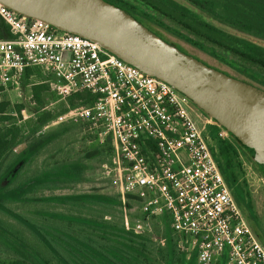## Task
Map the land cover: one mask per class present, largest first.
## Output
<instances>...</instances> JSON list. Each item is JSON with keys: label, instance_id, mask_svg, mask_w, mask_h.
I'll list each match as a JSON object with an SVG mask.
<instances>
[{"label": "built area", "instance_id": "1", "mask_svg": "<svg viewBox=\"0 0 264 264\" xmlns=\"http://www.w3.org/2000/svg\"><path fill=\"white\" fill-rule=\"evenodd\" d=\"M0 15L12 36L0 39V93L22 97L45 84L61 100L91 96L53 123L83 120L93 143L109 141L102 169L116 183L126 231L152 235L167 215L178 248L196 249L197 264H264V246L219 168L223 143L242 159L227 130L172 86L98 43L1 5ZM129 196L139 201L140 216L130 218Z\"/></svg>", "mask_w": 264, "mask_h": 264}, {"label": "trees", "instance_id": "2", "mask_svg": "<svg viewBox=\"0 0 264 264\" xmlns=\"http://www.w3.org/2000/svg\"><path fill=\"white\" fill-rule=\"evenodd\" d=\"M204 1L209 2L213 0ZM219 1L223 2L226 7L224 8L225 10L230 12L234 10V14L249 21L253 28L264 35V0H261V2L247 0ZM128 3L132 7V11L129 12L130 16L137 18L139 15L141 20L144 19L151 25L157 24L160 29L176 34V36H181V39L200 51L205 52L209 48L214 52L213 47H208L201 40L193 39L190 36L187 37L178 31V33H173L171 27L167 29L166 24L156 16V12L182 24L184 27L190 25L185 22V19L192 17L195 20V25L199 28V31L196 30V32H199L197 34L201 35L208 42L217 46H224L226 53H230V51L237 52L244 58L252 62H258L264 67L263 46L256 44L246 37H238L230 33H225L212 22L203 18L195 10L181 4L177 0H131ZM116 7L123 11L119 6ZM11 37L9 26L0 15V39H8ZM234 47L236 48L234 49ZM253 55L257 57L255 58ZM244 82L250 84L253 81L247 80ZM30 90L34 100L40 105L42 104L43 93L49 91V88L47 85L42 84L33 86ZM90 100L91 96L88 93L70 96L66 99L68 104L67 108H63L56 113H43L38 117L37 122L41 126L48 124V122L55 120L59 115L66 113L69 109L88 104ZM7 106V102H0V212L23 226L43 246L49 258L54 259L58 264H197L196 249L185 252H180L178 249L179 237L172 231L167 215L160 217L161 226H154L153 234L159 233L160 238L164 240L162 245H158L152 240L153 234L139 236L130 231H126L122 224V217L117 220L112 214L105 216L108 219H104V221L103 219L97 221L81 217L51 214L49 216L54 220L53 223L39 224L21 214L12 212L5 205V200H30L31 198L27 197V194L33 188L44 184L46 178L40 177L29 181L26 185L20 184L11 187L10 181L13 176L18 174L22 166L38 153L44 146V143H38L34 146L29 145L21 151H18L17 147L23 141V131L18 126L17 120L21 121L25 118V114L22 111V106L17 105L15 106L17 116L10 115L5 111ZM233 139L249 157H252V149L242 146L234 137ZM84 154L86 159L104 157L106 161H104L105 163L103 165L109 163L111 156L110 143L107 141L103 145L94 144L93 148ZM235 158L236 152L231 145L223 143L219 146V168L227 184L232 189L237 203H240L244 198L241 186L235 188V190L232 188V184L234 185L239 181L238 169L234 164ZM256 166L262 176H264V166L258 164ZM70 169L67 173L76 175L77 179L81 178L82 170L80 168ZM56 199L53 198V200ZM61 200H84L91 204L112 209L121 206L119 194L116 196L105 194L76 195L61 198ZM139 204V201L135 197L129 196L127 198L126 205L130 218L140 216L138 212ZM58 221L66 222L68 225L72 224L75 227L61 226L57 224ZM248 221L256 237L264 246V233L260 231L257 222L251 216L248 218ZM0 237L9 245L13 258L11 264H50L45 257L31 248L22 238L8 231L1 223ZM213 264H223V260L221 259L219 262Z\"/></svg>", "mask_w": 264, "mask_h": 264}, {"label": "rangeland", "instance_id": "3", "mask_svg": "<svg viewBox=\"0 0 264 264\" xmlns=\"http://www.w3.org/2000/svg\"><path fill=\"white\" fill-rule=\"evenodd\" d=\"M113 2V0H108ZM130 2L131 0H125ZM181 4L195 10L203 18L209 20L214 25L222 29L225 33L235 36L246 37L256 44L264 47V35L253 28L252 24L244 20L241 16L225 10L221 1L204 0H177ZM261 2V0H247ZM158 19L166 24V28H172V32H181L187 37L203 41L208 47H213L214 52L207 48L203 52L192 47L181 36H176L166 31H162L170 40L177 42L179 48L185 50L195 58L202 60L206 64L221 70L229 75L244 81L251 80L250 84L264 90V67L258 62H252L237 52H227L224 46L215 45L208 42L199 32L193 18L185 19L188 27L168 19L156 12ZM184 22V20H183ZM177 32V33H178ZM178 35V34H177ZM236 47H234L235 49ZM212 53V54H211ZM255 58L257 56L253 55ZM235 74H231V73ZM0 102H7L6 113L17 116L15 106L21 105L25 118L17 120L18 126L23 131V141L17 147L18 151L29 145L44 143V146L36 155L26 162L18 174L11 179V187L20 184L26 185L29 181L40 177H45L46 182L32 189L27 197L30 200L17 201L5 200V205L14 213L21 214L26 218L39 224H50L54 220L50 218L51 214L65 216L81 217L101 221L107 219L110 214L117 220L121 218L120 207L105 208L97 204H91L86 201H64L61 198L86 194H105L116 196L117 186L114 179L109 178L102 169L106 159L94 158L86 159L85 152L93 148V134L86 121H66L61 124H54L52 120L43 126L37 122L38 117L46 112L56 113L63 108H67L66 100H61L50 91L43 93L42 104L38 105L31 95V90H25V96L16 97L12 93H0ZM1 125V123H0ZM96 145V144H95ZM238 146V145H237ZM242 159L237 156L234 160L235 167L238 169L239 182L247 193L260 228L264 231V181L254 161L239 146ZM104 158V159H103ZM80 168L82 170L81 178L67 173L70 168ZM71 170V169H70ZM6 184V183H4ZM3 184V185H4ZM23 185V186H24ZM53 198H57L53 200ZM60 198V200H58ZM0 223L15 236L22 238L31 248L39 252L50 264H58L54 259L47 256L45 249L32 235L19 223L12 218L0 212ZM61 226H70L72 224L58 221ZM152 240L158 245H162L160 234H153ZM179 249V248H178ZM180 250V249H179ZM181 252V250H180ZM12 253L7 242L0 237V264H11Z\"/></svg>", "mask_w": 264, "mask_h": 264}, {"label": "water", "instance_id": "4", "mask_svg": "<svg viewBox=\"0 0 264 264\" xmlns=\"http://www.w3.org/2000/svg\"><path fill=\"white\" fill-rule=\"evenodd\" d=\"M0 5L98 43L186 96L264 166V90L208 66L104 0H0Z\"/></svg>", "mask_w": 264, "mask_h": 264}, {"label": "flooded vegetation", "instance_id": "5", "mask_svg": "<svg viewBox=\"0 0 264 264\" xmlns=\"http://www.w3.org/2000/svg\"><path fill=\"white\" fill-rule=\"evenodd\" d=\"M104 1H106V2H108V3H110V4H112V5H114L115 7H116V6H119V7H120V8H121L126 14L128 13V15L130 14L129 12L132 11V7H131V5H130L127 1H125V0H113L114 3H113V2H110V1H108V0H104ZM129 16H130V15H129ZM131 17H132V16H131ZM133 18H134V17H133ZM137 18H138V19H137ZM137 18H134V19L137 20L138 22H140L143 26H145L146 28H148V29H149L150 31H152L154 34H156L159 38L165 40L166 42H168V43H170V44H172V45H174L176 48H178L180 51L184 52L185 54H188V55L192 56L191 54H189V53H187L185 50H183L184 48H183L180 44H178L177 42L172 41V40H170L168 37H166V36L164 35V33L162 32V31H164V30L160 29V28L157 26V24H152V25H151V24H150L149 22H147L146 20H144V19L141 20V17H139V15H138ZM161 30H162V31H161ZM179 46H181L183 49L179 48ZM192 57H194V56H192ZM194 58H195V57H194ZM195 59H197V58H195ZM197 60H199V59H197ZM199 61H201L202 63L206 64V63L203 62L202 60H199ZM206 65H208V64H206ZM208 66H210V65H208ZM211 67H213V66H211ZM213 68H214V67H213ZM215 69H216V68H215ZM217 70H218V69H217ZM222 72H223V71H222ZM251 158H252V157H251ZM254 164L257 165L255 162H254ZM262 177H263V181H264V176H262ZM239 186H241V189H242V191H243V196H244V198H243V200H242L240 203H238V205H239V207H240V209H241V211H242V213H243V215H244V217H245V219H246L248 225H249L250 228H251V225H250V223H249V221H248V218L251 216V217L253 218V220H254L255 222H257L260 231L264 233V231L260 228V225H259V222H258V219H257V215H256V213L254 212V208L252 207V203H251V201H250V199H249V197H250L249 193H247V191L244 190V188L242 187V184H241L239 181H238V183H235L234 185L232 184V188H233V190H235V188H237V187H239ZM251 229H252V228H251Z\"/></svg>", "mask_w": 264, "mask_h": 264}]
</instances>
